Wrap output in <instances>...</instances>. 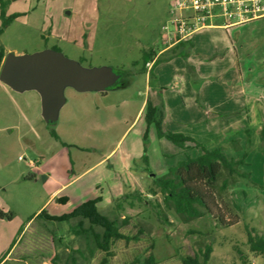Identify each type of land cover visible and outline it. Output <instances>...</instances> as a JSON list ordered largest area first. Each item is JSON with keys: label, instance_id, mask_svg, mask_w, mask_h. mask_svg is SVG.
<instances>
[{"label": "rangeland", "instance_id": "1", "mask_svg": "<svg viewBox=\"0 0 264 264\" xmlns=\"http://www.w3.org/2000/svg\"><path fill=\"white\" fill-rule=\"evenodd\" d=\"M173 5V0H10L8 15L17 11L20 16L0 36L7 53L56 48L83 67L112 69L114 83L129 82L106 93L68 89L69 102L56 126L44 119L35 92L19 94L0 83V152L7 165L0 171V203L13 213L0 233L13 236L14 254L26 264H103V259L139 264L134 260L146 258L151 243L155 264H184L208 244L213 246L209 264H243L239 251L246 264H264V256L248 252L245 228L264 235V18L194 31L176 56L155 67L152 79L149 71L140 72L141 64L133 65L144 51L176 42L163 29H174ZM212 23L222 25L224 19ZM122 71L129 76L121 77ZM147 84L162 131L182 133L208 149L221 147L228 158H245L240 170L251 177L224 172L214 197V212L237 219L236 225L221 226L210 214L183 223L160 192L150 193L157 189L155 176L201 150L184 151L160 138L155 124L148 126L146 109L139 112ZM77 102V110L69 112ZM30 163L42 171L35 180ZM225 177L230 183L221 192ZM96 198L101 213L129 219L122 233L133 236L143 227L140 239L115 241L107 256L95 249L92 238L74 233L78 219L37 217L43 209L62 216ZM9 245L0 242V259Z\"/></svg>", "mask_w": 264, "mask_h": 264}, {"label": "trees", "instance_id": "2", "mask_svg": "<svg viewBox=\"0 0 264 264\" xmlns=\"http://www.w3.org/2000/svg\"><path fill=\"white\" fill-rule=\"evenodd\" d=\"M10 0H0V36L4 33L5 29L9 27L20 14L13 13L8 15V7ZM188 44L187 41L182 40L177 43L175 47L169 50V57H165L163 54L156 57V51H144L141 57V61L135 62L133 66L141 64L140 72L150 73V77L153 79L154 69L157 65L166 60H171L177 55L175 50L179 47ZM190 48V47H189ZM55 51L60 52L55 48ZM5 58V49L0 45V69L2 67L3 60ZM153 63L152 67L147 70L148 63ZM151 101L146 104V118L147 124H155L157 132L160 138H165L166 141L174 144L175 146L184 149H200L201 153L190 156L178 161L174 166H171L168 173L163 176H155L153 182L156 188H151V194H158L163 198L165 206L169 209H173L176 214L181 218L183 223L190 222L196 218H202L206 214L212 215V217L224 227H231L238 223L237 219H225L219 213L214 212L216 202L214 197L216 195V185L219 179L223 177L224 172H227L230 176L237 175L239 178H250L249 173L240 170V166L244 165V159L228 158L221 147L214 149H208L194 139L186 137L182 133H166L161 130L160 119L158 118L160 112L157 107L153 106ZM194 146V147H193ZM145 161V159H144ZM31 178V176L29 177ZM229 179L225 177L222 181L220 191H226L229 186ZM57 201L65 203L67 198H60ZM100 198L94 200H88L77 207L73 212L62 216H50L45 209H43L37 217L42 218L46 222H70L73 219H78V225L74 228V233L77 235H83L85 237L92 238L95 243V249L104 252L107 256H111V246L115 241L125 240L127 243L131 241H138L140 235H143L144 228L140 227L136 234L133 236H127L121 232L123 226L129 224V219L124 217L123 219L110 218L109 216L101 213L98 208ZM0 218H6L11 220L13 213H3L0 210ZM32 219V218H31ZM30 219V220H31ZM29 220V221H30ZM85 221L89 223V226L84 227ZM165 223L167 221H164ZM96 228H100L101 231H97ZM246 228V243L249 249V253L257 256H264V235L256 234L253 228ZM54 238V237H53ZM13 243L12 247L14 246ZM155 248L154 243H151L149 247V254L146 258L140 257L134 260V263L141 264H155L156 259L152 250ZM213 246L211 244L206 245L205 250H200L194 257H186L183 259L184 264H209ZM9 253V252H8ZM8 253L0 259V264L3 263ZM91 256H94V249L90 250ZM240 258L243 264H246V255L239 251ZM200 256L203 260L200 261ZM58 258V256H57ZM53 258V261L57 259ZM106 259H103L102 263L105 264ZM56 264V261L53 262Z\"/></svg>", "mask_w": 264, "mask_h": 264}, {"label": "water", "instance_id": "3", "mask_svg": "<svg viewBox=\"0 0 264 264\" xmlns=\"http://www.w3.org/2000/svg\"><path fill=\"white\" fill-rule=\"evenodd\" d=\"M0 80L18 92L36 90L41 96L44 119L53 123L64 102L66 87L104 91L113 86L115 76L112 69L86 68L52 50L21 56L8 53L0 69Z\"/></svg>", "mask_w": 264, "mask_h": 264}, {"label": "built area", "instance_id": "4", "mask_svg": "<svg viewBox=\"0 0 264 264\" xmlns=\"http://www.w3.org/2000/svg\"><path fill=\"white\" fill-rule=\"evenodd\" d=\"M171 20L173 30L166 27L170 40L188 39L196 30L212 27L214 19L222 17L224 28L264 18V0H173ZM186 11L187 14H184ZM150 67L153 63H148Z\"/></svg>", "mask_w": 264, "mask_h": 264}, {"label": "crops", "instance_id": "5", "mask_svg": "<svg viewBox=\"0 0 264 264\" xmlns=\"http://www.w3.org/2000/svg\"><path fill=\"white\" fill-rule=\"evenodd\" d=\"M17 12V11H16ZM16 12H14V13H16ZM212 27H220V28H224V26H223V24L222 25H214V26H212ZM165 28V30H166V26H164L163 27V29ZM224 29H226V28H224ZM229 29V28H228ZM167 35V34H166ZM177 43L178 42H175L174 44H172V45H170V47L168 46V47H165V48H163V49H161V50H159V51H156L157 52V55H156V57H159L160 55H162V54H164V53H166L167 51H169L172 47H175L176 45H177ZM9 53H12V52H9ZM14 55H16V56H21V55H24V54H16V53H13ZM8 55V53L5 51V58H6V56ZM5 58H4V60H5ZM3 60V61H4ZM127 72H129V71H122L121 72V74H120V76L122 77V76H125V77H127V76H129V73H127ZM146 73H148V72H146ZM0 83H2L3 85H5L6 87H8V88H10L11 90H13L10 86H8L7 84H5L4 82H2L1 80H0ZM128 83L129 82H127V83H125V82H121V83H114V85L112 86V87H117L118 89H125L126 87H128ZM68 89H71V90H74V91H76L77 93H91V92H89V91H78V90H76L75 88H73V87H70V86H68V87H66L65 89H64V102H63V104H62V106H61V108H60V110H59V113H58V117H57V119H56V121L55 122H53L54 123V125L56 126L57 125V123H58V121H59V118H60V114H61V112H62V110L68 105V100H67V97H66V91L68 90ZM107 90V89H106ZM106 90H104V91H99V92H96V93H106ZM14 92H16V93H19V94H24V93H27V92H35L38 96H39V99H40V102H41V96H40V94L36 91V90H26L27 92H25V91H22V92H18V91H15V90H13ZM150 88H149V85L147 84V87H146V93L148 94L147 95V98H146V100H144L143 102H142V104H141V107H140V109H139V112H142L144 109H146V104H147V102L148 101H150ZM81 95V94H80ZM42 104V103H41ZM71 106V108H70V110L71 109H73V110H71V111H69V112H74L75 111V108H76V110H77V105L79 106L80 104H79V102H77V104H76V106L74 105V104H70ZM73 105H74V107H73ZM5 166H7L6 165V160H4V156H3V153H2V151L0 152V171H3L4 169H5ZM30 166L32 167V168H34V169H36V170H34L33 172H34V174L32 175V178H34V180L36 179V172H38V173H41L42 171H41V169L40 168H38V166H37V164H35V163H30ZM31 176V175H30ZM50 199H52V197L50 198ZM53 201V200H52ZM54 201H55V199H54ZM44 207V206H43ZM42 207V208H43ZM42 208H40L35 214H34V216L38 213V212H40V210H42ZM0 210L3 212V213H8L9 211H8V208H6V207H4V204H2V203H0ZM6 221V218H0V229L2 228H4L5 227V222ZM9 222H12V221H9ZM10 224V223H9ZM12 235H10V236H8V235H4V234H1L0 233V242L1 241H4L5 242V244H12L13 245V243L15 242V244H14V246L12 247V245H9L10 247H9V249H7V251H6V253H5V255L8 253V255L6 256V258H5V260L3 261V263L2 264H26L25 262H24V260L23 259H21V257H20V254L19 253H17V254H14V247H15V245H16V241L14 240V241H12L11 239H12ZM55 238H58L59 239V237H58V235L57 236H55ZM4 255V256H5ZM3 256V257H4ZM54 257H56L57 258V256H54ZM24 263H23V262ZM53 264V263H52Z\"/></svg>", "mask_w": 264, "mask_h": 264}]
</instances>
